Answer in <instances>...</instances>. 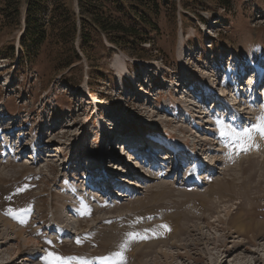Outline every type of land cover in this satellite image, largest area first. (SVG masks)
Masks as SVG:
<instances>
[{"label": "rangeland", "instance_id": "374dc122", "mask_svg": "<svg viewBox=\"0 0 264 264\" xmlns=\"http://www.w3.org/2000/svg\"><path fill=\"white\" fill-rule=\"evenodd\" d=\"M155 1L138 56L86 42L79 0H45L38 55L21 39L27 0L21 25L0 17V236L31 238L34 264H264V135L240 138L264 114V0ZM123 141L159 162L169 144L191 150L201 184L170 161L126 169ZM110 153L121 167L104 182ZM0 241L5 264L18 243Z\"/></svg>", "mask_w": 264, "mask_h": 264}, {"label": "trees", "instance_id": "16d2710c", "mask_svg": "<svg viewBox=\"0 0 264 264\" xmlns=\"http://www.w3.org/2000/svg\"><path fill=\"white\" fill-rule=\"evenodd\" d=\"M22 1L0 0V17L4 21L9 22L10 25L14 23H16L15 25H21L23 14L21 8ZM79 1L82 17L85 18L81 23L86 42L91 38L89 32H98L106 38L109 44L122 52L135 56L144 42L151 43L149 31L146 28L159 30L157 19L150 18L148 13L151 9L153 14L158 15L160 6L155 0H153V4L149 0ZM44 3L45 0H27V7L25 8V30L21 39L25 47L28 44L27 50L36 55L43 49L48 39L47 27L39 19L41 7ZM53 14L61 16L63 23L70 22L73 17L65 14L62 10ZM86 17L89 19L87 18V20ZM52 21L58 20L55 18ZM72 22L75 25V19Z\"/></svg>", "mask_w": 264, "mask_h": 264}, {"label": "bare ground", "instance_id": "6f19581e", "mask_svg": "<svg viewBox=\"0 0 264 264\" xmlns=\"http://www.w3.org/2000/svg\"><path fill=\"white\" fill-rule=\"evenodd\" d=\"M256 77V79H259L260 78V75H256L255 76ZM133 78V80H134V82L136 83L137 81H136V79L134 78V77H132ZM255 82H256V80H255ZM216 84H220V83H218V81H217V83ZM191 90V89H190ZM219 99V98H218ZM108 120V119H107ZM107 122L108 121H106L105 123L107 124ZM109 124H111V123H109ZM147 147H149V146H145L142 150H145L144 152H147ZM141 149V148H140ZM167 149V148H166ZM28 149L26 148V149H24V150H22L21 151V153H23V152H25V151H27ZM168 150H171V149H168ZM173 150V149H172ZM123 152V151H122ZM172 152H175V150H173ZM188 152H191V150H189ZM129 153H131V151H129ZM120 154H121V152H120ZM123 154H124V152H123ZM155 156H156V153H155ZM147 158H149V157H151L150 159H152V166L149 168L151 171H157V167L158 166H160V167H162V168H166V166H165V163L164 162H159V161H157V159L155 160V161H153V155L151 156V155H147L146 156ZM145 157V158H146ZM104 158H108V155L106 156H104ZM110 158V157H109ZM161 158H163L164 160H170L171 159V157H170V155H169V153H164L163 154V156L161 157ZM91 159H93V158H91ZM118 159L120 160V157L118 156ZM195 159H197V157L195 158ZM90 160V159H89ZM113 160H114V158H113ZM198 160V159H197ZM163 161V160H162ZM208 160H206V162H207ZM99 162H101L100 163V166L101 165H103V168L104 169H106V174H107V177L109 178V172H107V170H112V169H117L118 167H115L116 166V164H114V162H112L111 160H104V159H99ZM164 163V164H163ZM87 164H91V163H87ZM122 164H125V165H127V164H130L129 163V161H126V163L125 162H123L122 161ZM115 167V168H114ZM121 166H119V168H120ZM126 169H128V170H141L140 168H138V163H132V165L130 164V168L129 167H127ZM210 170V169H209ZM96 171V169H94V172ZM137 171H136V173H137ZM93 172V173H94ZM130 172V171H129ZM187 173H188V175L189 174H191V173H194L193 175H191L190 176V178H188L187 179V184L189 185V183H192V182H195V184L197 183V184H201V179L198 177V176H200L202 173H198V169L197 168H195V167H192V168H190L188 171H187ZM210 173L211 174H213V173H215V171L214 170H210ZM158 175V174H157ZM102 181H106V182H110L109 181V179H107L106 180V178L104 179V180H102ZM263 183V182H262ZM262 185V184H261ZM138 186V185H137ZM257 187H258V185H256ZM256 187V188H257ZM257 197V196H256ZM260 198V197H259ZM257 199V198H256ZM254 202V201H253ZM255 203V202H254ZM243 207V206H242ZM248 217V216H247ZM1 218V217H0ZM2 220V219H1ZM0 220V221H1ZM247 221V220H246ZM3 222V221H2ZM1 227V226H0ZM11 230V231H10ZM238 230H242L241 229V227L239 226L238 227ZM40 234V232H36L35 233V235H39ZM2 239H4L5 240V242L4 243H11V242H13V241H17V243H18V246H17V248H15V249H11V248H8L7 249V251H9V252H12V258H10L9 259V261L8 260H6L7 262L5 263V264H34L33 262H34V260L36 259V253L32 250V246H30V244H31V238L30 239H28V240H25V239H23V232L20 230V229H17L16 227L14 228L13 226H11L10 225V227H9V232L8 231H6V232H4L3 233V235H1L0 236V240H2ZM239 244V243H238ZM241 245V244H240ZM5 247V245H3V243L0 241V254H2L3 253V248ZM22 258H21V257ZM232 255H228V257H231ZM20 259H22V260H20ZM172 259V258H171ZM228 259V258H227ZM226 258L225 259H223L222 261H221V263H219V264H225L227 261ZM263 259V258H262ZM173 260H174V258H173ZM212 264H215L214 262L212 263Z\"/></svg>", "mask_w": 264, "mask_h": 264}, {"label": "snow or ice", "instance_id": "6c2138e0", "mask_svg": "<svg viewBox=\"0 0 264 264\" xmlns=\"http://www.w3.org/2000/svg\"><path fill=\"white\" fill-rule=\"evenodd\" d=\"M257 119H258L259 123L255 126V128L243 130V136L242 137H240V134L236 133L235 130H231V134L237 135L238 137H240L246 141L251 140L252 131L257 132L260 135H264V114H261V116H259ZM225 134H229V133H225ZM244 150H247V148L245 147ZM163 227L167 228L166 225ZM168 230H170V229H168Z\"/></svg>", "mask_w": 264, "mask_h": 264}]
</instances>
